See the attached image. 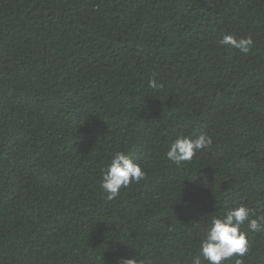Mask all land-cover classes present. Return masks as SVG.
<instances>
[{
    "label": "trees",
    "instance_id": "trees-1",
    "mask_svg": "<svg viewBox=\"0 0 264 264\" xmlns=\"http://www.w3.org/2000/svg\"><path fill=\"white\" fill-rule=\"evenodd\" d=\"M116 151L145 178L108 201ZM237 204L264 215V0H0V264H192ZM242 230L264 264V231Z\"/></svg>",
    "mask_w": 264,
    "mask_h": 264
},
{
    "label": "clouds",
    "instance_id": "clouds-1",
    "mask_svg": "<svg viewBox=\"0 0 264 264\" xmlns=\"http://www.w3.org/2000/svg\"><path fill=\"white\" fill-rule=\"evenodd\" d=\"M218 43L222 46L234 48L242 53H248L253 46L252 37L236 38L234 35L223 34ZM149 87L157 88L156 74L149 78ZM209 135L199 132L193 136L177 135L168 145L165 153L168 160L176 165L191 161L201 149L211 145ZM145 178V171L140 163L123 151L112 154L110 161L102 169L100 187L106 193V200L117 198L122 188L132 183H139ZM252 232L264 231V215L253 216L252 210L244 204L227 207L222 215L212 216L205 226V235L199 242L200 255L192 258V264H201V257L208 264H223L230 257H238L235 264H243V257L249 251L247 233L242 226ZM118 264H149L145 259L137 256L123 258Z\"/></svg>",
    "mask_w": 264,
    "mask_h": 264
}]
</instances>
